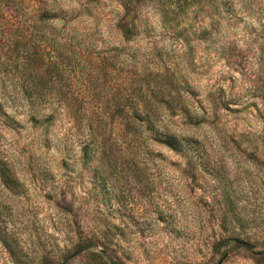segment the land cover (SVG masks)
<instances>
[{
    "label": "rangeland",
    "instance_id": "374dc122",
    "mask_svg": "<svg viewBox=\"0 0 264 264\" xmlns=\"http://www.w3.org/2000/svg\"><path fill=\"white\" fill-rule=\"evenodd\" d=\"M21 34L52 79L36 117L0 116V264H264V0H0V55ZM27 71L1 68L0 95L33 92ZM158 90L182 150L83 154L74 112Z\"/></svg>",
    "mask_w": 264,
    "mask_h": 264
},
{
    "label": "trees",
    "instance_id": "16d2710c",
    "mask_svg": "<svg viewBox=\"0 0 264 264\" xmlns=\"http://www.w3.org/2000/svg\"><path fill=\"white\" fill-rule=\"evenodd\" d=\"M41 17H37V21H41ZM36 27V23L31 25ZM26 36L21 34L17 40L13 43V47L10 51L0 55V71L3 67H11L12 69H25L27 67L33 68V70L27 71L28 77L31 76V89L33 92H27L26 84L23 86L25 92L22 95H0V116H3L5 121L9 119L8 114L3 111V107L8 102L11 106L15 107V111L19 107H28V114L31 119L39 114V110L35 106L44 97L37 93L39 87L48 78L39 75V67L43 65L42 56L39 54L35 47L25 46L27 39ZM23 43L24 49L22 50V56L19 55V51L16 47ZM32 48V51L30 50ZM52 78L49 77L48 80ZM162 90V89H161ZM161 90H158L156 94L147 97L146 94L141 95V108L132 107L131 109L124 108V102L120 99L113 98V104L116 105L112 110H93V111H77L73 114V119L82 122L87 130L84 134L86 143L83 145L81 151L84 155L88 153L90 145L104 149L107 141L113 136L114 140L120 139L122 142H127V145L131 142H139L140 139L147 140L162 144L172 150H182L183 140L191 139L192 136L184 134V131H177L168 126V121L171 119L176 111L171 110L166 112L163 108L165 103L164 95ZM180 117L185 121V126L195 124L197 115L190 112L185 106L180 107ZM53 114L49 117L51 118ZM167 118V120H166ZM195 119V120H194ZM166 120V121H165ZM48 121V120H46ZM5 124V123H4ZM141 142V141H140ZM107 147V146H106ZM110 148V146H108ZM15 167L8 158H4L0 154V185L4 188L14 189L18 183L15 176Z\"/></svg>",
    "mask_w": 264,
    "mask_h": 264
}]
</instances>
